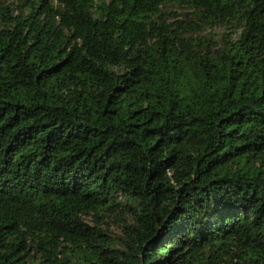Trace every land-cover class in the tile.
Here are the masks:
<instances>
[{
    "label": "trees",
    "instance_id": "16d2710c",
    "mask_svg": "<svg viewBox=\"0 0 264 264\" xmlns=\"http://www.w3.org/2000/svg\"><path fill=\"white\" fill-rule=\"evenodd\" d=\"M20 1L0 264H264V0Z\"/></svg>",
    "mask_w": 264,
    "mask_h": 264
},
{
    "label": "rangeland",
    "instance_id": "374dc122",
    "mask_svg": "<svg viewBox=\"0 0 264 264\" xmlns=\"http://www.w3.org/2000/svg\"><path fill=\"white\" fill-rule=\"evenodd\" d=\"M21 4L20 0H0V8L9 6L11 11L17 10V7ZM15 13L14 15H16ZM87 224L93 226V222L91 219H87Z\"/></svg>",
    "mask_w": 264,
    "mask_h": 264
}]
</instances>
